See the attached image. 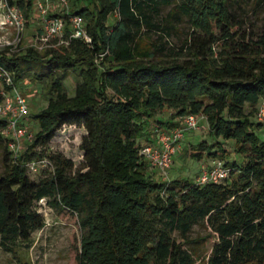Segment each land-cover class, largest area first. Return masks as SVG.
<instances>
[{
  "label": "trees",
  "instance_id": "obj_1",
  "mask_svg": "<svg viewBox=\"0 0 264 264\" xmlns=\"http://www.w3.org/2000/svg\"><path fill=\"white\" fill-rule=\"evenodd\" d=\"M9 1L25 11L33 5ZM68 2L69 13L83 16L90 41L70 36L66 26L58 46L44 52L31 45L0 50V100L2 89L30 72L48 93L47 105L33 113L36 131L17 153L0 117V247L14 251L44 225L35 203L46 198L77 216L75 264H264V138L255 130L264 127L257 117L264 27L245 30L238 13L244 4L264 7V0ZM166 5L172 11L163 15ZM182 16L190 29L178 45L161 36L138 52L141 35L170 33ZM71 70L80 79L69 95L64 79ZM187 113L205 114L213 139L192 144L190 153L205 149L220 159L227 174L218 181L164 178L140 151ZM63 124L85 127L77 167L44 146ZM228 140L241 160L228 157ZM43 157L49 167L31 178L28 162ZM195 224L207 231L191 236Z\"/></svg>",
  "mask_w": 264,
  "mask_h": 264
},
{
  "label": "rangeland",
  "instance_id": "obj_2",
  "mask_svg": "<svg viewBox=\"0 0 264 264\" xmlns=\"http://www.w3.org/2000/svg\"><path fill=\"white\" fill-rule=\"evenodd\" d=\"M47 4L48 12L62 13L64 11L62 5L58 4L56 0H49ZM243 6L239 8L238 13L244 22L243 26L245 30H255L260 33L264 27V7L254 9L249 4H244ZM22 11L24 14V25L19 33L15 27L7 23L0 25V50L22 52L26 47L31 45L39 50V52H44L46 48L58 46L56 38L59 35L54 36L48 42H44L40 38L43 18L34 0L29 10ZM168 11L170 12L172 9L166 5L162 7L161 14L165 15ZM3 13L4 10L0 5V20L4 19ZM173 23L175 26L170 33L160 30L141 35L138 38L136 46L138 52L146 48L149 42L160 39L161 36L168 43L178 45L187 35L190 26L184 16L178 18ZM79 79L80 76L76 71H69L67 77L64 79L65 87L69 95L74 93L75 83ZM15 86L26 96L28 102V111L23 117L24 123L35 132L37 129V121L33 117V113L47 105V83L34 78L33 73L30 72L16 82ZM248 108L246 106V109ZM163 112L159 111L160 114ZM262 121L264 122V120ZM255 130L261 138H264L263 125L257 127ZM84 133L85 127L82 124H63L44 146L47 151L60 152L71 158L74 162V167H77L83 162V150L80 142ZM153 134L151 137H153ZM201 139H206L209 142L213 139L207 131L205 114H198L197 127L185 131L184 137L181 139L180 145L173 155V161L170 166L165 168V170H160L149 162L148 167L158 170L161 174L167 173L163 176L164 178L181 176L194 180L200 172L201 165H211L215 161H221L218 158L213 159L208 157L205 149L202 155L198 157L190 153L192 144H196ZM225 145L230 149L228 157H236L237 160H241V156L234 151L232 141H226ZM37 148H41V146ZM48 167V159L43 157L40 160H35L34 167L28 165V174L31 178L37 179L42 169ZM2 168L0 158V172ZM35 207L43 214L44 225L41 228L35 229L31 233L30 239L26 242L19 241L14 251H5L0 247V264H75V253L79 247L80 238V228L76 214L65 210H58L50 205L46 201V198H41L36 201ZM206 231L201 225L195 224L190 235H202ZM211 238L210 236L206 241L207 248L210 246Z\"/></svg>",
  "mask_w": 264,
  "mask_h": 264
},
{
  "label": "built area",
  "instance_id": "obj_3",
  "mask_svg": "<svg viewBox=\"0 0 264 264\" xmlns=\"http://www.w3.org/2000/svg\"><path fill=\"white\" fill-rule=\"evenodd\" d=\"M49 0H34L43 18L42 32L40 38L44 42L50 41L56 35L61 36L66 26L69 29V35L80 37L85 41H90V36L86 31L85 21L79 13H69L68 0H56L61 4L63 9L68 12V16L64 17L60 14L48 12ZM0 5L4 10V19L0 20L1 24H9L15 27L19 33L24 25V14L22 9L14 2L9 0H0ZM19 38V36H18ZM6 82H10V76L6 73ZM2 98L0 100V117L6 118V128L4 132L9 137L8 145L17 153L22 142L32 138V130L23 123V117L28 111V102L26 96L16 86L11 89H2ZM257 117L264 120V99L261 101ZM198 126V115L194 113L184 114L180 124L169 130H159L156 134L154 142L144 144L140 151L149 162L160 170H165L171 165L173 155L180 145L181 139L187 129ZM31 167L35 166V161L28 162ZM227 174V169L219 161L210 166H202L199 175L196 177L198 182L208 180L218 181Z\"/></svg>",
  "mask_w": 264,
  "mask_h": 264
}]
</instances>
